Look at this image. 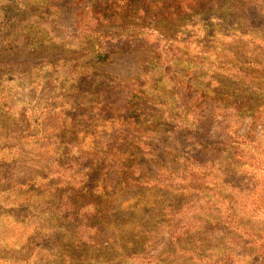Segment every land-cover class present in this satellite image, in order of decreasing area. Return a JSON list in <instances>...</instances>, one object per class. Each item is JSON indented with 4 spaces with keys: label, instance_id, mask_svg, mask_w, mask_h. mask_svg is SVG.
<instances>
[{
    "label": "trees",
    "instance_id": "16d2710c",
    "mask_svg": "<svg viewBox=\"0 0 264 264\" xmlns=\"http://www.w3.org/2000/svg\"><path fill=\"white\" fill-rule=\"evenodd\" d=\"M218 1L67 0L75 10L74 32L66 30L59 18L57 10L63 0L0 1V14L4 17L0 21V34L5 33L4 40L12 38L14 41L24 36L28 45L38 48L48 45L45 36L48 33L66 42L74 52L70 60L59 66V71L66 82L69 79L80 85L81 93L66 95L60 100L59 111L64 113L67 131L59 129L61 133L56 135L57 142L53 146L54 167L57 172H67L60 183L59 202L49 220L54 224L51 239L59 258L72 261L76 250L95 249L103 253L105 241H110L118 247L116 253L110 252L106 264H124L130 259L141 264H165L149 251L150 247H155L156 239L151 236L155 234V226H159L166 232L174 255L191 264H245L244 257L237 254L241 244L231 246L233 239L230 246L213 241L214 233L222 227L236 235L235 240H244L248 247L256 249L264 264V235L244 223L236 204L223 193L243 195L249 207L264 212V187L256 180L257 171L264 170V161L244 149L249 143L247 134L240 130L245 121L235 115H248L253 123L260 122L258 116L264 111V90L258 88L249 92L243 81L235 77L229 79L223 70L213 72L208 55H204L205 59L201 60L204 66L199 70L189 69L182 59H177L180 45L200 39L215 42L246 38L260 46L264 53V40H258L263 37L262 32L250 33L245 20L223 21L222 24L215 21L218 11L222 14L228 10L240 12L242 0ZM75 44L77 48H73ZM131 51L160 55L158 61L147 66L145 79L138 76L123 82L113 77H99L101 75L89 77L81 73V78L76 75L77 69L104 65L112 56ZM236 59L235 68L244 65L247 72L264 69L259 51L254 62L238 56ZM215 61L220 66L230 64L222 56ZM165 78L170 81L173 94L164 91L167 88L164 85L160 92ZM152 91L163 97L157 99L159 103L154 108L163 109L164 116L169 117L163 122L165 133L181 138L188 147L199 149L197 155H188L183 160V173L159 167V173L169 185L134 169L137 159L147 152L138 130L141 118L154 110L143 107ZM80 95L84 99L79 100ZM17 96L15 91L9 94L0 91V120L9 123L3 125L8 140L20 142V145L25 139L35 140V137L25 132L15 134L16 131L9 129L13 127L11 121L14 125L17 122V116L11 114L14 102L19 104ZM147 119L159 118L152 115ZM52 137L45 136L42 140L52 143ZM16 156L17 152L13 158ZM246 167L253 172L244 173L242 169ZM198 180L204 181L205 186H197ZM133 189L135 197L131 195L122 200L118 209L122 210L132 200L139 203L138 198L150 196L155 191L158 196L164 190L163 194L173 193L176 197L173 204L155 209L146 226L122 230L119 228L121 221H114L112 212L115 209L111 201ZM200 194L213 197L216 208L200 219L190 218L194 224L184 222L182 198H197ZM151 202L154 207L153 199ZM158 236L156 234V238Z\"/></svg>",
    "mask_w": 264,
    "mask_h": 264
},
{
    "label": "rangeland",
    "instance_id": "374dc122",
    "mask_svg": "<svg viewBox=\"0 0 264 264\" xmlns=\"http://www.w3.org/2000/svg\"><path fill=\"white\" fill-rule=\"evenodd\" d=\"M214 1L217 2L218 0ZM218 2L222 4L223 1ZM242 2L243 8L240 12L228 10L222 14L218 11L215 21L222 24L223 21L232 23L245 20L244 22L250 26L248 29L250 33L254 30L262 32L263 37L258 39L261 42L264 40V0H242ZM1 7L2 3L0 2ZM59 7L57 12L66 30L76 31L74 7L67 4V0H63ZM0 17V21L4 19L1 14ZM4 34V32L0 34V87H2L0 91L7 94L15 91L19 103L14 102L11 114L17 116V122L14 125L11 121L13 127L9 129L11 132L16 131L15 134L20 132V135H23L24 132L32 134L35 140L25 139L20 145V142H11L6 137L7 134L3 126L9 123L5 119L0 120V264H106L108 255H111L110 252L116 253L117 243L105 241L103 253L101 250L96 251L95 249L76 250L73 253V260L67 259L66 261L64 257L59 258L53 246L54 241L51 239L54 224L49 221L50 213L54 211L55 205L59 202L60 183L67 176V172H57L53 165L55 152L53 146L57 142L56 135L61 133L60 128L67 131L64 113L59 111L60 100L66 95L74 96L81 93L79 91L80 85L72 83L69 79L67 82L65 81L63 73L59 71V66L65 60H70L74 52L66 42L54 39L52 38L53 35L48 33L45 34L48 45L38 48L28 45L24 36L13 41L12 38L4 40ZM255 34H258V31ZM73 48H77V44L73 45ZM258 51L259 60H264V53L260 50V46L250 43L246 38L218 39L215 42L200 39L180 45L177 59H182L189 69L199 70L204 66L201 60L205 59L204 55H208L213 72L223 70L229 79L235 77L237 80L243 81L248 87L247 91L253 92L258 88L264 90V69L261 67L259 70L247 72L244 65L242 68H235V63L237 56L239 59L246 58L247 62H254ZM222 52L225 54L223 55ZM219 56L225 58L230 64L225 65L223 63L220 66L215 61L216 57ZM159 59L160 55L131 51L125 55L112 56L109 62L104 65L94 66L86 70L77 69L78 74L76 75L79 78H81V73H85L89 77L101 75L99 77H113L123 82L138 76H143L140 79H145L149 63ZM190 60H193V63ZM204 72H207V69ZM205 79L209 80V77ZM163 80L160 92L163 90V85L167 87L164 88V91L172 92V89L169 88L171 86L170 81L167 78ZM213 81L217 82V80ZM151 89H154V86ZM258 93L261 94L262 92ZM149 97V101L143 105L144 109H153L159 103L157 99L163 98L154 91ZM78 99L82 100L84 96L80 95ZM12 104V102L9 103L10 106ZM152 115H158L159 119L146 120ZM235 115H239V120L245 121L240 130L242 134H247L246 140L249 143L243 146L244 149L249 154L256 155L264 161V111H261L260 116H258L261 121L255 123L247 118L248 115L238 113ZM168 118V115L164 116V110L159 108H154L153 112L150 111L144 118H141L138 131L140 132V139L146 145L147 152L137 159L134 169L169 185L159 173V167H165L175 173H183V160L188 155H197L199 149L188 147L184 145L181 138L165 133L162 126L165 120H169ZM32 122L33 124L30 125ZM248 123L250 126L246 127ZM45 136H53L52 143L43 141ZM16 152L17 156L14 159L13 154ZM242 170L244 173L253 172L248 167ZM256 175H258L256 180L263 188L264 170L257 171ZM207 182L211 183L212 181ZM203 183L202 180L195 182L199 187L205 186ZM163 193H165L164 190L158 196L157 191H155L150 196L138 198L139 203H134L135 201L132 200L129 204L124 205L121 210L117 207L124 199L136 195L135 189L126 190L111 201L112 207L115 209V212H112L115 215L114 221L115 219L121 221L119 228L122 230L129 228L137 230V226H146L155 209L162 205L166 207L173 204V198L176 197V194L169 193L166 195ZM223 193L236 204L237 212L239 211L241 217L245 219L244 223L252 230L260 231L264 235V212H258L249 207L243 195L233 194L229 191H223ZM256 195L258 197L259 192ZM205 197H208L210 201ZM151 199H153L154 207H152ZM181 202L184 204L181 206V212L184 213L185 217L184 222L191 223L192 221V224H194V219H200L202 215L211 213L217 206L213 197L205 194L197 195V198L196 196L185 197L182 198ZM108 216L112 218L111 214ZM192 217L193 220H189ZM219 229L218 232L214 233L213 241L226 243L230 246V240L233 239L231 246L242 245L237 254L244 257L242 260L245 264H261L263 262L256 254L257 250L248 247L247 242L244 240L243 242L237 241L238 239L235 240L236 235L227 232L222 227ZM110 233L111 231H109ZM154 233L151 237L156 239L154 241L155 247L149 248L153 255L158 256L165 264H191L189 260L174 255L166 232L161 227L155 226ZM156 234L159 235L157 238ZM101 254H103L102 257ZM124 264H141V262L130 259Z\"/></svg>",
    "mask_w": 264,
    "mask_h": 264
}]
</instances>
